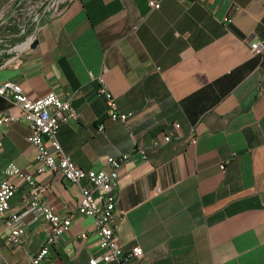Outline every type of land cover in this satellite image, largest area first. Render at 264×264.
<instances>
[{"label":"crops","instance_id":"crops-1","mask_svg":"<svg viewBox=\"0 0 264 264\" xmlns=\"http://www.w3.org/2000/svg\"><path fill=\"white\" fill-rule=\"evenodd\" d=\"M14 2L0 0V87L70 98L80 116L58 139L82 169L108 173L109 157L132 154L115 187L121 264H264V57L250 51L264 40V0H66L29 19ZM101 74L132 114L126 125L109 119ZM9 114L20 110L0 96ZM30 133L22 120L0 125V181L15 164L42 186L43 205L72 217L43 264H90L106 252L94 219L76 214L78 187L37 173ZM26 193L19 182L0 215V264H31L50 232L26 213ZM10 214L26 231L19 247L6 243ZM136 246L143 257L125 262Z\"/></svg>","mask_w":264,"mask_h":264},{"label":"built area","instance_id":"built-area-1","mask_svg":"<svg viewBox=\"0 0 264 264\" xmlns=\"http://www.w3.org/2000/svg\"><path fill=\"white\" fill-rule=\"evenodd\" d=\"M62 2L54 7L53 13L59 12ZM150 7L159 9L160 4L150 1ZM28 27L29 24H25L24 31ZM250 51L254 56L264 57V40L254 39L251 41ZM95 79L99 83L98 95L104 98L108 107L109 119L126 125L132 114L122 113L118 110L116 99L108 89L104 74ZM0 96L11 97L20 110L18 116L9 114L0 117V125H10L22 120L30 128L31 133L28 137V142L37 151V173L50 172L58 174L79 188L80 200L76 214L94 219L100 247L106 251L101 257L91 259L89 263L98 264L102 261L106 264H121L119 256L122 249L116 234L115 225V187L121 167L130 160L132 154H124L118 158L109 157L107 164L110 166L111 171L108 173L105 171H86L64 152L58 139L61 127L77 120L80 116L73 107L70 98L62 99L58 94L51 92L42 98L31 100L23 92L22 88L14 83H6L1 86ZM179 128L180 126L176 125V129ZM104 129L105 127L101 125L99 130L104 131ZM170 141L171 137H164L165 143ZM133 151L140 153L144 158L145 150L142 146H135ZM220 168L222 171L226 170L224 164ZM5 174L8 179L0 181V215L5 216L10 212L11 200L18 190V183L21 182L27 187V195L22 200L26 213L38 211L42 220L50 227V232L44 245L31 262V264H43L50 249L70 230L72 217L70 215H60L53 208L43 205L41 200L43 188L36 182L34 175L24 171L15 164L8 165ZM83 182H87L88 185L84 186ZM10 218L12 229L6 243L10 247H19L26 231L24 227L18 224L21 216L10 214ZM142 257V248L136 246L125 258V262Z\"/></svg>","mask_w":264,"mask_h":264},{"label":"rangeland","instance_id":"rangeland-1","mask_svg":"<svg viewBox=\"0 0 264 264\" xmlns=\"http://www.w3.org/2000/svg\"><path fill=\"white\" fill-rule=\"evenodd\" d=\"M61 1L64 0H18L17 3H15L16 1L14 2L17 8L16 15L20 14V17L25 19L34 18L39 9H41V11L45 9L53 11L54 7Z\"/></svg>","mask_w":264,"mask_h":264},{"label":"water","instance_id":"water-1","mask_svg":"<svg viewBox=\"0 0 264 264\" xmlns=\"http://www.w3.org/2000/svg\"><path fill=\"white\" fill-rule=\"evenodd\" d=\"M36 45H37V43L35 42V43H33V44L30 46V48H31V49H34V48L36 47Z\"/></svg>","mask_w":264,"mask_h":264}]
</instances>
